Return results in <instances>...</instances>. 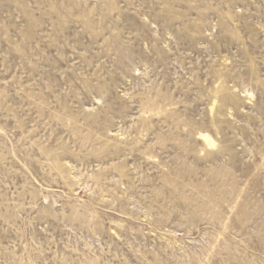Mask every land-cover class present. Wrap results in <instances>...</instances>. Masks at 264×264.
Here are the masks:
<instances>
[{
	"label": "rangeland",
	"instance_id": "obj_1",
	"mask_svg": "<svg viewBox=\"0 0 264 264\" xmlns=\"http://www.w3.org/2000/svg\"><path fill=\"white\" fill-rule=\"evenodd\" d=\"M0 264H264V0H0Z\"/></svg>",
	"mask_w": 264,
	"mask_h": 264
},
{
	"label": "bare ground",
	"instance_id": "obj_2",
	"mask_svg": "<svg viewBox=\"0 0 264 264\" xmlns=\"http://www.w3.org/2000/svg\"><path fill=\"white\" fill-rule=\"evenodd\" d=\"M205 140L208 141V139L205 137ZM209 142V141H208Z\"/></svg>",
	"mask_w": 264,
	"mask_h": 264
}]
</instances>
